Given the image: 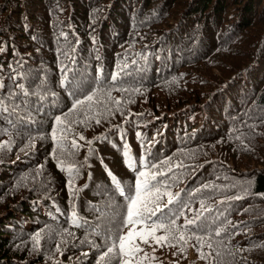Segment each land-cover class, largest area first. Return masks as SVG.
<instances>
[{"label": "trees", "instance_id": "16d2710c", "mask_svg": "<svg viewBox=\"0 0 264 264\" xmlns=\"http://www.w3.org/2000/svg\"><path fill=\"white\" fill-rule=\"evenodd\" d=\"M140 171L203 239L133 264H264V0H0V264H97Z\"/></svg>", "mask_w": 264, "mask_h": 264}, {"label": "snow or ice", "instance_id": "6c2138e0", "mask_svg": "<svg viewBox=\"0 0 264 264\" xmlns=\"http://www.w3.org/2000/svg\"><path fill=\"white\" fill-rule=\"evenodd\" d=\"M113 79H116L115 75H113ZM85 99L90 101L92 100V96L89 95ZM82 103L83 101L77 100L72 106L73 109ZM69 111H72V109ZM56 121L57 123H63L60 116L56 117ZM80 138L83 139V137ZM53 139H58L55 136V128L53 129ZM88 143L91 144V141ZM72 146L74 148L78 147L76 141L72 142ZM162 163H167V161ZM62 164V161H58V166H61ZM145 166L147 167V165ZM151 167L155 168L157 166L152 165ZM69 170H71V168H69ZM157 175H163V173L150 174L146 171L138 172L135 184V195H128L125 197L128 201V204L123 226L128 230L125 233L115 234L112 239V246L108 247L107 250L101 254L97 260V264H112L114 254L117 253L121 259V264H133V260H136L137 254L143 251V249L140 247V244H149L150 240L154 241L156 245L161 247H178L180 252L185 250L184 247L180 246L181 242L183 244H187L191 239H196L197 241L202 242L203 238L196 236L194 232L193 235L188 236L184 232L180 231V229L177 227L176 219H171L167 224L153 223L151 228L146 226V219H151V217L156 216L158 212L162 211L159 206L152 207V205H156V201L160 198L161 193L159 189H156L154 194L148 193L145 195V193L148 192L149 181L155 180ZM69 184L71 185V181H69ZM117 185H119V182H117ZM119 190L121 195H124V190L122 188ZM164 195L169 196V204H171L175 199L171 193L165 192ZM201 207L203 208V203L201 204ZM202 214V212H198L193 219H186L184 226L186 227L196 223ZM181 215H183V212H181ZM137 225H144V227H141L139 230H137ZM160 230L163 231V235H157V232ZM217 235H219V232H217ZM137 239L139 240V243L136 242ZM172 241H176V243L173 244ZM208 246L211 247L210 244ZM154 250L155 249H153V251ZM173 255H175V253H173ZM137 264H142V262L137 260Z\"/></svg>", "mask_w": 264, "mask_h": 264}, {"label": "rangeland", "instance_id": "374dc122", "mask_svg": "<svg viewBox=\"0 0 264 264\" xmlns=\"http://www.w3.org/2000/svg\"><path fill=\"white\" fill-rule=\"evenodd\" d=\"M113 201L119 202V205H120V202L121 201H117V200H113ZM106 205L109 206V205H112V204L108 202V204H106ZM119 205L117 206V208L119 207ZM103 219H105L106 222H109L113 226V229L110 231L109 235H106L107 236V240L105 241V243H107L110 246H112V239L115 236V234H117V233H125V232H127L128 229L125 227L122 230L117 231V225H116V223H114L112 221H109L107 218H103ZM129 227H131V226H129ZM106 230H108V229L106 228ZM150 242H152V241L150 240ZM189 257L195 258L191 253H190ZM117 264H121V259L119 258V256H118Z\"/></svg>", "mask_w": 264, "mask_h": 264}, {"label": "bare ground", "instance_id": "6f19581e", "mask_svg": "<svg viewBox=\"0 0 264 264\" xmlns=\"http://www.w3.org/2000/svg\"><path fill=\"white\" fill-rule=\"evenodd\" d=\"M151 8V7H150ZM151 11V10H150ZM148 12V11H147ZM147 12H145V13H147ZM137 16V15H136ZM135 16V17H136ZM149 18V17H148ZM149 20V19H148ZM99 24V23H98ZM101 24V23H100ZM99 34V33H98ZM101 36V35H100ZM110 43V42H109ZM114 44H116V43H114ZM110 45V44H109ZM109 50V49H108ZM107 63V62H106ZM128 63V62H127ZM106 65V64H105ZM126 66H128V65H126ZM129 67H131V66H129ZM130 71V70H129ZM84 86V85H83ZM16 120V119H15ZM25 120V119H24ZM13 122V121H12ZM132 122V121H131ZM135 123V122H134ZM23 124V123H22ZM177 141V140H176ZM164 142V141H163ZM161 143V142H160ZM172 148H174V147H172ZM158 149V148H157ZM116 150V149H115ZM116 153V152H115ZM155 157V156H154ZM153 158V157H152ZM152 160V159H151ZM36 224H38V223H36Z\"/></svg>", "mask_w": 264, "mask_h": 264}]
</instances>
